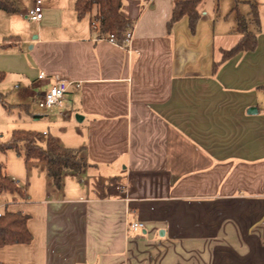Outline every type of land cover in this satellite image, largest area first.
Returning a JSON list of instances; mask_svg holds the SVG:
<instances>
[{
	"label": "crops",
	"instance_id": "obj_1",
	"mask_svg": "<svg viewBox=\"0 0 264 264\" xmlns=\"http://www.w3.org/2000/svg\"><path fill=\"white\" fill-rule=\"evenodd\" d=\"M14 1L17 12L0 10V85L29 114L22 127L83 148L92 165L57 188L45 162L0 154L28 194L0 193V212L27 213L33 235L0 247V262L264 264V27L255 50L214 70L238 32L220 0H202L195 32L188 16L169 27L179 0H122L135 22L125 46L100 38L76 0H42L41 21ZM58 78L81 86L39 109Z\"/></svg>",
	"mask_w": 264,
	"mask_h": 264
},
{
	"label": "trees",
	"instance_id": "obj_2",
	"mask_svg": "<svg viewBox=\"0 0 264 264\" xmlns=\"http://www.w3.org/2000/svg\"><path fill=\"white\" fill-rule=\"evenodd\" d=\"M147 1V0H146ZM202 0H179L172 11L169 27L184 16H188L190 28L195 32L201 13L198 9ZM237 5L232 11H237V30L240 39L230 48L222 51V59L214 63V70L220 62H223L243 51L255 50L258 46V35L249 30V23L253 21L257 30L261 29V19L257 2H251V10L248 16L238 11ZM122 0H76L75 10L79 18L95 14L91 18V25L96 26V32L100 38L114 35L119 45L125 46L126 32L133 28L134 21L123 15ZM0 10L17 12L19 7L14 0H0ZM6 77L4 71H0V82ZM264 90V86H262ZM4 106H6L4 104ZM7 107V106H6ZM13 150L23 156L25 162L38 160L45 162L48 173L57 188L62 187L64 173L68 170L80 173L87 166L92 165L86 157L83 148L64 147L51 135H46L36 130L14 129L8 140H0V154ZM8 192L21 198H27L26 190L19 185V181L9 176L6 165L0 161V193ZM29 215L23 211L0 212V247L12 244L30 243L33 235L27 223ZM0 264H9L0 262Z\"/></svg>",
	"mask_w": 264,
	"mask_h": 264
},
{
	"label": "rangeland",
	"instance_id": "obj_3",
	"mask_svg": "<svg viewBox=\"0 0 264 264\" xmlns=\"http://www.w3.org/2000/svg\"><path fill=\"white\" fill-rule=\"evenodd\" d=\"M35 0H23V5L21 6L20 11L25 12L26 10H29ZM208 2L209 5H211L212 0H205ZM44 2V0H43ZM251 2H257L259 6V13H260V19H261V30L262 27H264V0H220L221 7L224 8H230V21L232 17H234L235 13L232 11L233 7L237 5V7L241 8L242 12L247 13L249 8L251 10ZM250 3V6H248ZM233 12V13H232ZM93 13L95 14V11L93 10ZM21 19H24L26 23L29 25V20L24 16H20ZM231 23V22H230ZM249 30L253 32H257V27L254 22L249 23ZM240 32L233 31L230 32V47L233 46L237 42V38L240 37ZM7 85L3 84L0 85V140H8L10 138L11 132L13 129H25L27 126L25 120L28 121L29 118H27L24 115H29L26 112H22V115H19V109H16L17 107L14 105L15 103L20 101V98L15 95V91L10 87H6ZM4 104L7 106L5 107ZM23 116V117H22ZM31 116V115H30ZM33 117V116H31ZM13 152H8L7 156L4 158L7 159V162L9 161V158ZM15 155V154H14ZM8 164V163H7ZM8 195V194H6ZM6 201V196L4 194H0V206H3Z\"/></svg>",
	"mask_w": 264,
	"mask_h": 264
},
{
	"label": "built area",
	"instance_id": "obj_4",
	"mask_svg": "<svg viewBox=\"0 0 264 264\" xmlns=\"http://www.w3.org/2000/svg\"><path fill=\"white\" fill-rule=\"evenodd\" d=\"M27 17L32 21H41L44 17L43 11V4L42 0H35L34 5L28 10ZM94 30L96 26H93ZM133 36V28H129L126 32V40L125 45L132 39ZM106 39L116 43L114 35L108 36ZM48 76L46 73L42 72L38 76V79H47ZM81 83L78 81H71L64 78L56 79L48 90L42 92L38 96L36 101V105L41 110H48L54 106H57L62 103L63 99L65 98L66 94L69 90L73 87L79 88ZM46 134V132H45ZM144 224L140 221H135L130 224V228L132 229H141Z\"/></svg>",
	"mask_w": 264,
	"mask_h": 264
}]
</instances>
